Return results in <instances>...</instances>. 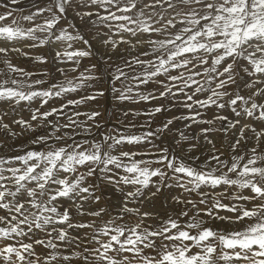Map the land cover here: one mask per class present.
<instances>
[{
  "label": "snow or ice",
  "instance_id": "1",
  "mask_svg": "<svg viewBox=\"0 0 264 264\" xmlns=\"http://www.w3.org/2000/svg\"><path fill=\"white\" fill-rule=\"evenodd\" d=\"M0 264H264V0H0Z\"/></svg>",
  "mask_w": 264,
  "mask_h": 264
},
{
  "label": "bare ground",
  "instance_id": "2",
  "mask_svg": "<svg viewBox=\"0 0 264 264\" xmlns=\"http://www.w3.org/2000/svg\"><path fill=\"white\" fill-rule=\"evenodd\" d=\"M109 106H110V102H109Z\"/></svg>",
  "mask_w": 264,
  "mask_h": 264
},
{
  "label": "rangeland",
  "instance_id": "3",
  "mask_svg": "<svg viewBox=\"0 0 264 264\" xmlns=\"http://www.w3.org/2000/svg\"><path fill=\"white\" fill-rule=\"evenodd\" d=\"M103 103V102H102Z\"/></svg>",
  "mask_w": 264,
  "mask_h": 264
}]
</instances>
